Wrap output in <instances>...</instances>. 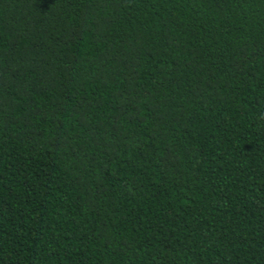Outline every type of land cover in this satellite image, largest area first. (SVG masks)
I'll use <instances>...</instances> for the list:
<instances>
[{"label": "trees", "instance_id": "obj_1", "mask_svg": "<svg viewBox=\"0 0 264 264\" xmlns=\"http://www.w3.org/2000/svg\"><path fill=\"white\" fill-rule=\"evenodd\" d=\"M0 264H264V0H0Z\"/></svg>", "mask_w": 264, "mask_h": 264}]
</instances>
